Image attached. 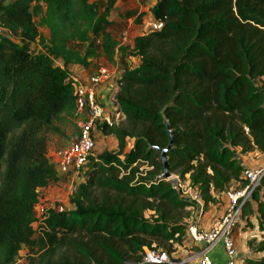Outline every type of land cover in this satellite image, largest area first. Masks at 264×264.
I'll return each mask as SVG.
<instances>
[{"label":"trees","instance_id":"obj_1","mask_svg":"<svg viewBox=\"0 0 264 264\" xmlns=\"http://www.w3.org/2000/svg\"><path fill=\"white\" fill-rule=\"evenodd\" d=\"M38 1L0 0V22L19 38L0 34V264H18L24 247L20 264H132L145 248L172 253L193 204L158 179L163 163L152 146L170 141L163 112L174 140L171 171L189 176L204 208L233 181L246 183L240 155L264 152V0H158L152 13L162 27L137 36L133 47L119 46L107 29L115 0L103 13L93 0H44L50 36L42 55L31 45L41 36ZM95 34L111 63L117 52L140 58L119 80L124 121L101 127L119 150L94 155L74 208H48L37 229L40 189L59 179L47 132L59 131L68 115L78 119L76 84L51 58L88 66L68 42ZM140 161L153 168L137 177ZM253 211L264 231V200L244 214ZM256 250L264 251V239ZM239 259L264 264V257Z\"/></svg>","mask_w":264,"mask_h":264},{"label":"built area","instance_id":"obj_2","mask_svg":"<svg viewBox=\"0 0 264 264\" xmlns=\"http://www.w3.org/2000/svg\"><path fill=\"white\" fill-rule=\"evenodd\" d=\"M162 25V22L155 20L151 24V29H159ZM0 34L14 39L17 38L1 22ZM116 74L117 72H112L108 66L100 65L97 71L85 82L72 78L77 82L74 94L78 106L77 121L78 125H80V133L77 138L72 141L71 145L64 150L63 154L58 157L57 162L54 163L58 177L71 173L75 176H80L81 170L89 164L91 158L95 154V129L99 124L109 123L112 125L114 123L111 116L104 110L103 105L98 99V89L105 80L114 78ZM121 74L115 78L117 86L119 87L121 85L119 81ZM68 79H71L70 75ZM243 176L246 181L244 185L239 182L238 186H231L230 189L226 191V196L229 201L228 209L224 216H222L211 228L203 229L196 222L188 224L187 234L198 244V251L195 254L197 264H215L212 254L214 247L219 244L221 245V252L224 256L223 264L244 263L238 258L239 254L235 242V230L242 220L245 206L254 201L255 193L260 189V186H262L264 166L244 168ZM182 179L183 180L179 179L178 184L172 183L173 187L177 189L182 198L193 204L191 206L192 208L197 207L202 213L204 210V200L199 190L191 184L188 175ZM49 208L64 211L63 207L56 208L55 205ZM132 264L178 263L171 258L170 253L165 249L145 248L143 259L139 262H133Z\"/></svg>","mask_w":264,"mask_h":264},{"label":"rangeland","instance_id":"obj_3","mask_svg":"<svg viewBox=\"0 0 264 264\" xmlns=\"http://www.w3.org/2000/svg\"><path fill=\"white\" fill-rule=\"evenodd\" d=\"M11 1V0H6ZM45 4L44 0H39L33 6V17L37 22L39 29L41 31V36L39 40L36 42L34 48H32L33 53L37 55L48 54V40L46 37V27L43 23V15L44 9L43 5ZM16 40L19 41V38ZM94 53V51H92ZM97 58V62H100L101 57L95 55ZM52 63H56L51 58ZM57 64V63H56ZM81 123V121H80ZM60 127L59 131L49 130L47 132L48 138V157L51 163H55L58 160V157L63 154L64 150L68 148L72 141L77 138L80 133V125H78V121L75 122L73 116H66L60 123H58ZM102 124H99L96 128V131L102 130ZM94 132V134L96 133ZM105 134V133H104ZM107 136H101L98 143L103 144V149L100 151H96L95 156L102 154L104 152H117L119 150L118 139L115 134H106ZM99 136L96 137V141H98ZM94 156V157H95ZM93 157V158H94ZM139 170L141 173L137 177L145 176L147 170H151L153 168L149 162L140 161ZM256 168V167H254ZM89 167L86 166L81 170L80 176H74L73 173L69 174L68 178L64 180L62 177H59L57 181L52 182L45 189H40L39 202L36 205L35 213L38 221L35 223L37 229H39L40 224L43 222L45 218L48 208V204H50V200H53V204L55 207H63V210L73 209L74 202L73 199L76 197L77 187L83 182V179H86V175L88 173ZM173 175L169 179L171 183L178 184L179 179L183 180L177 173L172 172ZM73 179V180H72ZM56 185V186H55ZM231 186H227L224 190H221L216 193L215 202L211 203L207 208H204L203 212L198 210L197 207H189L188 213L189 217L185 219L187 224L196 222L201 228L209 229L211 228L224 214L228 209V199L226 196V191L230 189ZM236 187V186H235ZM55 193L62 194L57 197H53ZM260 200H264V183L262 182V186L258 190V195L254 196V201L249 204V208L251 210H256L258 207V203ZM147 218H154V211L148 210L146 212ZM264 239V231L259 229V222L256 216V213L250 212L248 214H244L242 216V220L237 226L235 230V242L238 250L239 258H254L259 259L264 257V251H258L256 248L261 240ZM154 245H156L154 243ZM174 249L172 253H170L171 258L176 261L178 264H197L195 260V254L198 251V244L195 243L189 236L186 234L182 243H175ZM159 249H165L162 246H158ZM28 252V248L24 247L20 252V257L18 258V264L24 262L25 256ZM241 260V259H240ZM242 262V261H239ZM244 262V261H243ZM244 264V263H243Z\"/></svg>","mask_w":264,"mask_h":264},{"label":"crops","instance_id":"obj_4","mask_svg":"<svg viewBox=\"0 0 264 264\" xmlns=\"http://www.w3.org/2000/svg\"><path fill=\"white\" fill-rule=\"evenodd\" d=\"M93 1L97 3L100 13H103L106 10L109 2V0ZM157 1L158 0H115L106 18L108 20L107 29L110 30L112 35L118 40L119 46L133 47L134 40L137 36L143 35L151 30V24L156 20L155 16L152 13V8ZM43 9L45 13L46 3L43 5ZM49 36L50 32L46 27V37L48 40V44ZM39 38L31 44L32 48H34ZM68 46L70 48L80 50L83 55H87L89 61V65L84 66L78 63H66L62 58H53V60L57 63H55V65H59L64 70L69 72V75L71 76V79L69 80H73L72 78H75L85 82L93 73L97 71L100 65H106L112 72H117V74L114 75V78L105 80L99 86L98 99L103 105L104 110L111 116L114 123L120 124L121 122H123L125 115L118 110V107L114 102L115 94L120 90V87L117 86L115 78L120 75L127 66L138 64L140 62V58L133 56H123L122 54L117 52L115 55L114 63H111L102 51V34L93 35L87 42L69 41ZM92 51H94V53ZM95 55L101 57L100 62L96 61L98 57H96ZM73 81L77 86V82L75 80ZM94 135L95 139L97 136H99L98 141H96L95 149L96 151H100L104 147L103 144L98 143L100 140V135L105 137L107 135L104 134L102 130H97ZM240 160L244 168L261 167L264 166V152L256 149L247 154L240 155ZM68 176L69 174H64L62 175V178L66 180ZM82 180L85 179L82 178ZM238 185L239 182L233 181L229 186L235 187ZM43 189H45V187H43L42 190ZM61 194L64 197V194ZM60 195L59 193H55L53 197H57ZM52 201L53 200H50V204H48V206L54 207L55 204H53ZM212 255L214 257L215 264H223L224 256L221 252L220 244L214 247Z\"/></svg>","mask_w":264,"mask_h":264},{"label":"water","instance_id":"obj_5","mask_svg":"<svg viewBox=\"0 0 264 264\" xmlns=\"http://www.w3.org/2000/svg\"><path fill=\"white\" fill-rule=\"evenodd\" d=\"M163 115H164V123L166 125V129H167L169 136H170V141L166 147H159V146H152V147L156 148L160 152V158H161L162 163H163V171H162V173L159 174L158 179L169 180L173 175V173L171 171V164L169 161V152L172 150V148L174 146V140H173V136H172L171 124L168 121V119L166 118L164 112H163Z\"/></svg>","mask_w":264,"mask_h":264}]
</instances>
